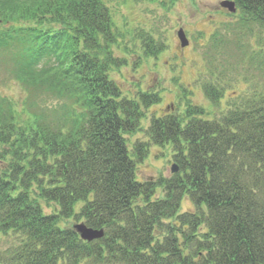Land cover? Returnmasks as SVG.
<instances>
[{
	"label": "trees",
	"instance_id": "trees-1",
	"mask_svg": "<svg viewBox=\"0 0 264 264\" xmlns=\"http://www.w3.org/2000/svg\"><path fill=\"white\" fill-rule=\"evenodd\" d=\"M233 1L245 22L264 27V0ZM106 2L0 0L11 75L35 100L63 101L18 110L0 96V264H264V60L263 83L217 119L188 105L144 130L146 111L162 100L128 99L110 79L128 61L114 56ZM139 36L145 58L163 52ZM204 90L222 108V87ZM142 130L148 143L130 147L127 137ZM151 144L171 148L178 173L139 180ZM75 223L105 236L84 242Z\"/></svg>",
	"mask_w": 264,
	"mask_h": 264
},
{
	"label": "rangeland",
	"instance_id": "rangeland-1",
	"mask_svg": "<svg viewBox=\"0 0 264 264\" xmlns=\"http://www.w3.org/2000/svg\"><path fill=\"white\" fill-rule=\"evenodd\" d=\"M226 1L233 0H178L164 7L148 0H107L119 35L114 56L128 61L127 66L112 69L110 79L128 99L134 100L140 91L161 94V104L146 112L144 130L153 117L182 115L188 105L202 106L211 119H217L221 109L226 110L237 96L250 95L253 84L263 83L258 66L264 60V27L245 23L238 13L222 9ZM181 28L190 43L185 49L176 35ZM140 33L162 45L164 50L157 58L143 56ZM10 63L11 58L0 51V96L13 101L18 110L27 108L29 101L49 111L63 104L49 96L35 100L11 75ZM207 85L222 87V108L211 107L204 93ZM144 130L129 140L130 145L148 141ZM159 148L151 144L147 157L139 164L141 181L173 175L172 167L177 164L172 151ZM191 207L190 202L184 203V211ZM44 210L53 214L57 207L44 205Z\"/></svg>",
	"mask_w": 264,
	"mask_h": 264
},
{
	"label": "water",
	"instance_id": "water-1",
	"mask_svg": "<svg viewBox=\"0 0 264 264\" xmlns=\"http://www.w3.org/2000/svg\"><path fill=\"white\" fill-rule=\"evenodd\" d=\"M222 6L227 8L233 13L236 12L235 4L232 2H225L222 4ZM178 37L180 39L182 47L183 48L187 47L188 41L183 30H180L178 32ZM173 172L176 173L177 169L174 168ZM74 229L76 230V232L84 242H94L104 237V230H94L88 228L85 224L76 225Z\"/></svg>",
	"mask_w": 264,
	"mask_h": 264
}]
</instances>
